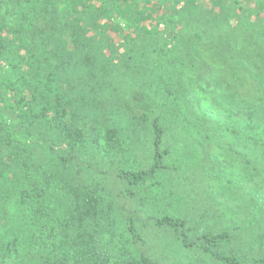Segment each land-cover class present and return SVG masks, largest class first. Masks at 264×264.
I'll list each match as a JSON object with an SVG mask.
<instances>
[{"label": "trees", "instance_id": "1", "mask_svg": "<svg viewBox=\"0 0 264 264\" xmlns=\"http://www.w3.org/2000/svg\"><path fill=\"white\" fill-rule=\"evenodd\" d=\"M76 2L67 16L66 0H24L20 23L0 26V264H176L167 236L264 264V250L234 245L238 227L203 222L224 188L264 193V0ZM99 176L166 178L186 210L125 205L129 238L107 245Z\"/></svg>", "mask_w": 264, "mask_h": 264}, {"label": "rangeland", "instance_id": "2", "mask_svg": "<svg viewBox=\"0 0 264 264\" xmlns=\"http://www.w3.org/2000/svg\"><path fill=\"white\" fill-rule=\"evenodd\" d=\"M133 1L138 4L139 8H143L146 5L149 7L156 4L161 0ZM188 1L190 0H186V2ZM23 2L24 0H0V26L6 25L13 28L20 23L21 19L19 15L20 11H22L20 8ZM76 4L77 2L74 4L73 0H66V3L62 4L61 9L64 10L68 16V13L75 12L77 8ZM112 23L120 24L122 27L126 28L125 22L121 20H114V18H112ZM100 26L101 23L98 24L99 30H101ZM31 151L33 152V149H31L29 153H31ZM43 158L37 156L32 163L46 165V163L43 162ZM134 164L137 166L136 163ZM225 168H230V171L226 173ZM231 172H233V168L230 164H222L220 171L216 172L215 175L220 177V175L224 174L226 177H222L224 178L222 183L225 186L228 185L230 188H233L232 186H235L236 182L230 179L233 176ZM84 179L87 181L86 177H84ZM230 181L232 186H230L231 183L229 184ZM105 182L108 183V187H111V189H109L110 192L104 190L106 185ZM165 183H167V179L160 178L159 180L147 181L139 187H134L123 183L118 184L111 176L108 178L102 176L97 177L94 184L100 188L98 194H103L107 210H111L109 208L110 205L114 208L111 212L107 210L106 212H102V221L97 231L103 242L110 246L114 244L119 248L122 247L125 240H128L127 217L129 214H127V210L125 211L123 208L125 205H129L132 209L136 208L138 210L148 211L147 213L151 216L157 214L159 209H161L160 213H166L172 216L182 215V212L185 211L186 208L181 201L175 202L169 190L165 188ZM87 184L89 185L92 183L88 181ZM259 187L260 186L257 185L252 187L245 186L244 188H239L234 191H227L224 188V193L220 194L222 192L220 191V193L214 195V197L209 196L210 202L207 203H210L209 207L212 210L205 213L204 225L215 231H223V229L229 230L230 227V229L238 227V229L234 231L237 234L235 233L236 235L233 239L238 240L234 241V245H240L242 248L244 247L243 249L245 250L248 247H253L256 252H263L264 245L260 242L261 239L259 235H264V193L257 195V193H259ZM127 190L130 191V193H127L125 197L121 196L123 192ZM213 210L216 212L215 215L220 216L219 218L214 217ZM123 212L126 214H122ZM109 213L110 220L108 222L109 218H107V214ZM191 215L193 216V213H191ZM2 216L3 215L0 214L3 220ZM223 216H226V218L222 219ZM197 219H199L198 216H196L195 220L197 221ZM4 224L5 222L2 221L1 225ZM167 238L168 239H165L166 251L164 250L163 254L168 256L166 260L171 263L177 261L178 264H222L214 257L205 254L201 250L188 249L184 247L181 242L172 239V237L167 236Z\"/></svg>", "mask_w": 264, "mask_h": 264}]
</instances>
